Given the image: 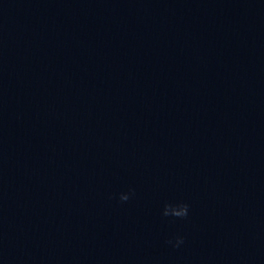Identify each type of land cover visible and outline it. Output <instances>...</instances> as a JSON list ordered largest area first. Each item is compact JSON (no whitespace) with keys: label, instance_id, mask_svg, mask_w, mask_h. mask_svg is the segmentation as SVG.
Returning a JSON list of instances; mask_svg holds the SVG:
<instances>
[{"label":"water","instance_id":"95a60500","mask_svg":"<svg viewBox=\"0 0 264 264\" xmlns=\"http://www.w3.org/2000/svg\"><path fill=\"white\" fill-rule=\"evenodd\" d=\"M0 264H264V0H0Z\"/></svg>","mask_w":264,"mask_h":264},{"label":"clouds","instance_id":"9594fccd","mask_svg":"<svg viewBox=\"0 0 264 264\" xmlns=\"http://www.w3.org/2000/svg\"><path fill=\"white\" fill-rule=\"evenodd\" d=\"M132 191H129V194H121L119 196L120 202H127L130 198V195H133ZM188 214V205L184 203H179L176 205L165 204L162 215L165 217L171 216L173 218L184 219ZM183 238H175V243L172 240L166 241V243L172 245V247H179L183 243Z\"/></svg>","mask_w":264,"mask_h":264}]
</instances>
